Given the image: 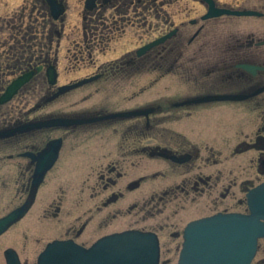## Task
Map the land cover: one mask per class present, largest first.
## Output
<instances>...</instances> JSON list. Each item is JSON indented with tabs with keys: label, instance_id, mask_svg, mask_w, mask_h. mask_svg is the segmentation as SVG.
Here are the masks:
<instances>
[{
	"label": "flooded vegetation",
	"instance_id": "1",
	"mask_svg": "<svg viewBox=\"0 0 264 264\" xmlns=\"http://www.w3.org/2000/svg\"><path fill=\"white\" fill-rule=\"evenodd\" d=\"M59 1L65 9L58 17L48 0L34 1L37 19L20 25L13 45L8 37L0 40L1 47L8 45L0 51V81L4 87L36 71L20 93L41 76L47 86L30 112L77 98L85 87L91 89L83 99L93 101L78 109L80 99H73L71 110L34 118L15 107L0 114V130L66 120L0 139V207L6 209L0 218L36 191L27 214L4 234L31 214L51 176L78 169L83 153L96 174L91 197L98 200L89 208L94 212L71 219L66 203L50 202L45 217L69 221L62 230L45 224L44 233L51 235L45 246L56 239L90 246L111 233L139 230L159 239L160 264H172L173 255L178 264L189 223L250 212L246 194L264 182V0H84L81 25L68 44V2ZM63 43L75 61L72 71L87 67L89 73L60 82ZM50 67L57 74L54 84ZM144 75L148 84L139 82ZM133 80L139 85L127 90ZM162 80L170 89L148 90ZM81 129L119 137L78 141ZM40 162L49 168L36 188ZM251 264H264V237Z\"/></svg>",
	"mask_w": 264,
	"mask_h": 264
},
{
	"label": "water",
	"instance_id": "2",
	"mask_svg": "<svg viewBox=\"0 0 264 264\" xmlns=\"http://www.w3.org/2000/svg\"><path fill=\"white\" fill-rule=\"evenodd\" d=\"M48 2L55 17L65 9L59 0ZM236 13L256 14L255 11ZM35 72L25 73L15 79L0 97V103L9 101ZM49 76L50 81L55 83L57 74L53 68L49 70ZM83 82L62 87V90ZM64 121L66 120L30 121L15 128L0 130V139ZM41 163L34 181L36 188L49 168V165L46 167ZM35 192L31 201L0 219V235L27 213L34 201ZM247 197L251 209L248 214L220 213L193 221L186 229L179 264H251L257 252L259 238L264 237V183L251 189ZM6 257L8 264H21L13 249L6 250ZM159 260L160 247L156 235L129 230L108 235L90 248L72 241H54L41 253L38 264H159Z\"/></svg>",
	"mask_w": 264,
	"mask_h": 264
},
{
	"label": "rangeland",
	"instance_id": "3",
	"mask_svg": "<svg viewBox=\"0 0 264 264\" xmlns=\"http://www.w3.org/2000/svg\"><path fill=\"white\" fill-rule=\"evenodd\" d=\"M36 0H0V40L6 41V37L9 38L8 41L10 44H14L16 36L18 35L16 30L20 25H28L31 22H34L38 17V12H32L33 3ZM241 1V0H238ZM68 2V17H67V27L66 32L67 36L63 39L65 44H68L67 37L71 35L76 29L77 26L81 25L80 18L78 17L82 9H84V0H67ZM38 3V2H36ZM192 5V4H191ZM25 11L23 23L20 20V16ZM42 18V17H39ZM39 22L42 19L38 20ZM22 23V24H21ZM35 27H38L39 23H36ZM16 34L15 36H13ZM66 41V42H65ZM63 43V53L60 56V70H61V81L66 82L72 78L86 75L91 71L87 67H81L76 71H72L74 67V62L71 53H67V49L64 47ZM8 46V45H7ZM5 48H8V47ZM4 47L0 46V51L2 52ZM74 52V50H73ZM82 66V65H79ZM8 78V77H7ZM144 84H148L149 80L146 75L143 76V80L139 81ZM136 80L133 82L127 83V90L136 89L137 83ZM42 86L43 89L46 85L42 80L41 76L26 86L23 92H20L13 100L10 102L0 105V114L7 115L8 111L15 109L18 111L26 110L29 111V118L45 116L48 113L56 112L57 110H71L73 106L71 102L80 99L79 104L76 108L80 109L90 105L92 100H85L83 96L89 92L90 87H85L80 89L82 91L77 98H67L63 101H55L51 103L46 109H37L35 111L30 110L39 103L42 95ZM161 91L170 89V82L168 80H162L160 83L154 87L149 88V91ZM98 98L97 96L95 99ZM1 116V117H3ZM38 139L41 138L38 135ZM113 132L110 130H84L81 129L78 133V141H108L110 137L118 138L119 136L112 135ZM79 167L74 172L69 173H56L49 178L47 185L43 188L42 192L39 195L38 201L35 208L32 210L31 214L20 224H16L14 228L0 237V264H6L4 251L7 247L13 246L20 253L23 260H27L29 264H35L39 251L44 247L46 242L50 240V234L44 233L45 224L48 226H53L60 230L65 226L69 221L66 219L51 221V218L45 217V210L47 205L54 201H63L66 203L65 208L68 213L71 211V219H74L78 214L83 215L85 219L88 215H91L93 210L89 209L92 206V203L97 202V198L91 197L92 187L96 184V174L93 170L89 168V159L85 154L81 153L79 160ZM241 177H239V181ZM150 184V183H148ZM147 184V185H148ZM237 190V189H236ZM10 196V191L6 192ZM144 194H147L144 192ZM239 197H245V194L239 191ZM239 209H244L245 206L238 207ZM6 210V209H5ZM4 207H0V213L4 212ZM50 222V223H49ZM62 230V229H61ZM166 257V256H165ZM261 257L259 254L257 258ZM178 259L177 255H173V263L176 264Z\"/></svg>",
	"mask_w": 264,
	"mask_h": 264
}]
</instances>
